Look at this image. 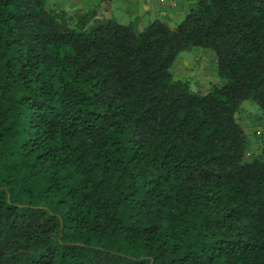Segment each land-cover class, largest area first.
<instances>
[{
    "label": "trees",
    "instance_id": "obj_1",
    "mask_svg": "<svg viewBox=\"0 0 264 264\" xmlns=\"http://www.w3.org/2000/svg\"><path fill=\"white\" fill-rule=\"evenodd\" d=\"M72 24L49 0H0V264H264V0ZM217 59L194 92L183 51Z\"/></svg>",
    "mask_w": 264,
    "mask_h": 264
},
{
    "label": "rangeland",
    "instance_id": "obj_2",
    "mask_svg": "<svg viewBox=\"0 0 264 264\" xmlns=\"http://www.w3.org/2000/svg\"><path fill=\"white\" fill-rule=\"evenodd\" d=\"M101 0H49V5L57 11H64L72 24L75 23V17L91 8H95ZM138 3L131 7V2L135 0H125L119 5L118 0L110 2L109 10L101 11L100 16L115 17L120 23H146L153 21L155 13L165 11L169 21L165 20L171 26L179 23L184 15L195 8L198 0L191 1L190 4L182 3L184 12L175 10L178 6L176 0H137ZM163 8V9H159ZM161 10V11H159ZM171 12V13H170ZM173 73L176 79H186L194 92L206 93L212 86L219 84L221 79L217 74V59L215 54L210 50L195 48L189 51H183L174 67ZM238 121L244 128L248 137V157L252 158L264 146V118L260 107L253 101H244L237 114Z\"/></svg>",
    "mask_w": 264,
    "mask_h": 264
},
{
    "label": "crops",
    "instance_id": "obj_3",
    "mask_svg": "<svg viewBox=\"0 0 264 264\" xmlns=\"http://www.w3.org/2000/svg\"><path fill=\"white\" fill-rule=\"evenodd\" d=\"M119 1V5L122 3V2H125V0H118ZM141 1V0H140ZM144 1V0H143ZM177 2H178V6L177 7H174V11L175 10H181V11H179L180 13L179 14H182V13H185L183 10H184V8H182V4H181V2L182 3H185V4H190L191 3V1H184V0H181V2L179 1V0H176ZM138 3V1L137 0H135V2H131V7L133 6V5H136ZM159 9H163V8H159ZM164 10V9H163ZM159 11H161V10H159ZM171 13V12H170ZM185 16V15H184ZM156 17H158V18H160V19H163V20H168L169 21V18H168V16H167V14L165 13V11H162V12H159V13H155V16H153V18H156Z\"/></svg>",
    "mask_w": 264,
    "mask_h": 264
},
{
    "label": "built area",
    "instance_id": "obj_4",
    "mask_svg": "<svg viewBox=\"0 0 264 264\" xmlns=\"http://www.w3.org/2000/svg\"><path fill=\"white\" fill-rule=\"evenodd\" d=\"M161 1H163V0H161Z\"/></svg>",
    "mask_w": 264,
    "mask_h": 264
}]
</instances>
